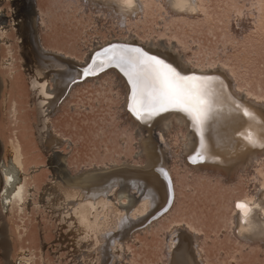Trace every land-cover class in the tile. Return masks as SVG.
Here are the masks:
<instances>
[{"label":"bare ground","instance_id":"6f19581e","mask_svg":"<svg viewBox=\"0 0 264 264\" xmlns=\"http://www.w3.org/2000/svg\"><path fill=\"white\" fill-rule=\"evenodd\" d=\"M25 1L29 3L27 14L22 0H13L15 8H11L10 22L3 16L4 2L0 3V41L9 49L8 56L3 57L0 64V103L8 101V114H16L14 112L18 107H22L19 106L21 94L15 92L16 72L21 68L29 79L31 92L38 106L37 131L41 146L50 153L52 175L40 184L41 204L46 205V210L49 209L62 222L67 232L64 236L69 240L68 248L76 259H80L79 263L120 262L125 255L126 239L130 234L147 226L146 224L156 219L158 213L161 215L172 209L176 193L171 171L176 163H173L176 155L173 145L177 143L174 144L171 139L176 132L181 138L178 162L184 173L194 172L201 178L210 180L219 177L225 182H232L240 173H246V170L251 172L248 183H244L247 184L246 192L231 201L233 205L230 215L226 216L228 219L225 230L245 247L264 246V175L259 165L264 153L263 88L251 86L241 77L240 72L238 76L232 66L223 62L203 64L193 61L189 57V46H185L180 39L174 38L176 42H173V38L164 36L165 41L160 42L161 36L141 37L138 32L130 29L125 36L113 34L114 36L108 35L107 38L95 39L82 58L58 48H48L41 36L42 12L37 6V0ZM79 1L85 9L94 10L97 18H111L119 28L127 26L129 21L137 19L149 8V0H133L130 5L123 4L121 0ZM158 1L169 17H191L201 12V0ZM251 1L253 0L249 2ZM258 5L261 6L259 2ZM247 14L249 13L245 15ZM250 14V17H255ZM12 29L16 32L21 52L20 67H17L18 64L14 65L12 56L15 42L13 34L9 35ZM132 45L161 57L177 69L214 77L200 82L207 93L205 98L208 103L204 106L207 115L202 118L199 126L189 116L177 110L154 115L143 112L141 96L133 105L134 88L130 76L123 68L113 64L109 57L98 55L112 46L122 48ZM114 55L131 59L134 63L139 58L137 53L129 56L119 50ZM88 68H91V75H82ZM103 74L109 75L108 79L116 82V85L111 86L121 88L119 96H122V107L119 110L126 117L119 116L126 118L130 123L128 125H132L137 132L138 158L132 159L122 153L118 154L120 160L91 163L75 172L67 162V155L58 154L68 139L54 128L51 119L79 83ZM133 107L142 113L140 118L133 112ZM26 149L17 130H14V134L7 137L5 154L0 162L3 176L0 198L5 215H10L14 209H23L38 187L36 179H31L32 182L29 180L41 162L37 160L38 163L36 157L28 158L27 154L31 150L27 152ZM124 149L127 148L124 146ZM111 195L114 196L113 200L110 199ZM126 201H129V206L123 205ZM238 203L247 207L242 210L237 207ZM120 210L127 212L123 214ZM169 215L170 218L167 219H171L172 214ZM167 228L164 264H210L200 245L201 231L195 224L179 219L174 221L172 218ZM20 256L19 264H32L26 252Z\"/></svg>","mask_w":264,"mask_h":264},{"label":"rangeland","instance_id":"374dc122","mask_svg":"<svg viewBox=\"0 0 264 264\" xmlns=\"http://www.w3.org/2000/svg\"><path fill=\"white\" fill-rule=\"evenodd\" d=\"M249 1L201 0L199 14L191 17H169L158 0H154L155 3L149 0V8L145 13L121 28L111 18H97L95 11L85 9L79 0H37V6L42 12L41 36L48 48H58L82 58L95 39L107 38L113 34L125 36L129 29L138 32L141 37L161 36L160 42H164V36H167L180 39L185 46H189V57L193 61L203 64L220 61L228 64L235 69L238 76L241 73V77L251 86L264 90V0H253L251 3ZM0 3L5 11L3 16L11 21V8H15L13 0H0ZM28 4L22 0L26 14ZM246 13H249V17L250 13L255 17L249 18ZM11 32L9 35L13 34L12 38L15 39L12 56L14 65L18 64V67L22 60L21 52L16 32L13 29ZM174 40L172 41L176 42V39ZM8 50L0 41V64L2 58L8 56ZM16 75L15 92L21 94L19 106L22 107H18V112H14L16 114H8V101L0 103V162L5 154L7 137L17 130L23 145L27 147V152L31 150L27 154L28 158L36 157V161L41 163L37 161L39 167L32 172L31 177L29 176L30 180L27 177L30 182L31 179H36L38 184L32 193L34 195L28 198L31 203L26 201L23 209H14L10 215H5L0 198V264H19L20 254L23 252L31 258L32 264H80V259H76L68 248L69 240L64 236L67 232L62 222L49 209L46 210V205L41 204L40 184L52 175L49 165L50 153L43 150L39 140V110L31 92L29 79L22 73L21 68ZM106 75L79 83L52 116L54 128L68 139L58 154L67 155V162L72 171L80 170L91 163L120 160L122 153L132 159L138 158L137 132L132 125H128L129 121L123 118L124 113L119 110L122 107V96H119L121 88L111 86L116 85V82H112L111 78L108 79L109 75ZM119 115H123L122 119ZM123 119H126L125 122ZM178 134L176 132L175 137L171 139L174 144H178L172 143L176 151L173 161L176 163L171 171L176 193L173 210L161 215L158 213L154 223L151 221L147 226L144 225L131 233L126 239L125 255L116 264H164L167 225L169 227L172 218L174 221L185 220L197 226L201 231L200 245L203 246L202 250H205L210 264H264L263 245L245 247L225 230L228 219L226 216L231 213L232 202L246 192L247 184L244 183H248L251 172L246 170V173L242 172L237 178L234 177L232 182L229 181L231 186L227 184L228 181L225 182L219 177L209 180L204 177L202 179L198 173H184L178 162L177 154L181 149V138ZM124 146L127 149H124ZM178 165L181 167L178 168ZM259 165L264 175V153ZM187 182H190L189 186ZM0 184L1 187V172ZM32 187L34 188V185ZM110 199L113 200L114 196L111 195ZM123 205L129 206V201ZM121 211L123 214L127 212ZM167 214H172L171 219Z\"/></svg>","mask_w":264,"mask_h":264},{"label":"snow or ice","instance_id":"6c2138e0","mask_svg":"<svg viewBox=\"0 0 264 264\" xmlns=\"http://www.w3.org/2000/svg\"><path fill=\"white\" fill-rule=\"evenodd\" d=\"M121 2L130 5L133 0H121ZM117 50L129 56L138 53L139 65L143 71L138 72L137 64L131 59L115 56L114 53ZM98 55L109 57L113 64L123 68L130 76L134 88L133 105L141 96V89L145 90L142 99L143 112L154 115L177 110L189 116L191 121L198 126L202 123V118L207 115V109L204 107L208 103L205 98L207 93L200 82L214 79L212 75L184 74L171 63L158 56L149 55L141 48L112 46ZM82 75H91V68H88ZM132 110L137 118L141 117L142 113L135 107ZM237 207L243 210L247 205L238 203Z\"/></svg>","mask_w":264,"mask_h":264},{"label":"water","instance_id":"95a60500","mask_svg":"<svg viewBox=\"0 0 264 264\" xmlns=\"http://www.w3.org/2000/svg\"><path fill=\"white\" fill-rule=\"evenodd\" d=\"M132 47H135V48H138V46H135V45H132ZM145 51V50H144ZM146 53H148L149 55H155V54H152V53H150V52H148V51H145ZM138 54V53H137ZM155 56H157V55H155ZM138 57L139 58H137V60L135 61V63L137 64V71L138 72H142L143 71V69H142V67L139 65V60H140V56H139V54H138ZM161 58V57H160ZM167 59V58H166ZM167 62V61H166ZM178 71H181L182 73H184V74H198V73H195V72H192V71H189V70H187V69H182V68H178L177 69ZM144 89L142 88L141 89V92H143L142 93V95H141V98L143 99V94H144ZM141 103H142V100H141ZM143 104V103H142ZM206 107V106H205Z\"/></svg>","mask_w":264,"mask_h":264}]
</instances>
